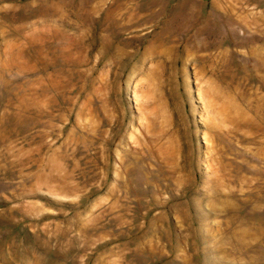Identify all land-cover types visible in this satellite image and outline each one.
I'll use <instances>...</instances> for the list:
<instances>
[{"label":"rangeland","instance_id":"obj_1","mask_svg":"<svg viewBox=\"0 0 264 264\" xmlns=\"http://www.w3.org/2000/svg\"><path fill=\"white\" fill-rule=\"evenodd\" d=\"M0 264H264V0H0Z\"/></svg>","mask_w":264,"mask_h":264}]
</instances>
